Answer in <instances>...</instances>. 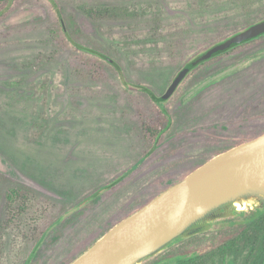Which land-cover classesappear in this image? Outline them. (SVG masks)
<instances>
[{
	"label": "rangeland",
	"instance_id": "1",
	"mask_svg": "<svg viewBox=\"0 0 264 264\" xmlns=\"http://www.w3.org/2000/svg\"><path fill=\"white\" fill-rule=\"evenodd\" d=\"M85 1L90 6L106 5L120 12L136 14L135 18L105 22L106 26L122 25V21L126 25L138 23L156 8L170 16L179 15L197 26L196 14L178 9V0ZM74 14L77 25L89 41L115 58H119L118 55L124 57L123 70L128 80L147 83L157 93H162L180 71L168 66L167 61L156 69H133L126 52L120 51L96 22L75 8ZM44 18V8H25L2 22L0 32H11L20 25ZM12 38L13 44L0 49V240L4 264H14L15 260L25 258L28 240L21 231L33 215L30 211L11 223L3 220V195L8 188L29 186L39 199L44 197L43 202L47 197L78 206L85 200V192L100 189L115 179L122 168L137 163L141 155L139 141L114 100L93 99L68 91L76 83L68 54L56 58V46L49 32L37 29L15 33ZM198 43L193 52L208 42L199 38ZM153 47H148V52L156 51ZM207 49L194 54L191 51L180 62L187 59L188 63ZM60 84L66 89H61ZM263 96L264 37L193 70L170 100L178 121L171 134L166 135L169 140L151 154L139 170L127 177L125 183L91 199L82 209L72 211L70 215H75L72 220L67 214V220L49 232L30 264H66L122 215L189 174L207 155L221 152L247 136L264 132V106L256 117L246 120L243 115L250 104ZM43 114L47 119L44 128L37 124L45 120ZM249 210L252 209L235 210L210 221L202 232L180 236L178 249L202 253L224 242L236 233L226 227L228 222L242 219L239 213ZM170 244L139 264H152L154 260L162 259L163 254L170 255L174 250L169 249ZM206 264L215 263L209 259Z\"/></svg>",
	"mask_w": 264,
	"mask_h": 264
},
{
	"label": "trees",
	"instance_id": "2",
	"mask_svg": "<svg viewBox=\"0 0 264 264\" xmlns=\"http://www.w3.org/2000/svg\"><path fill=\"white\" fill-rule=\"evenodd\" d=\"M263 1L178 0V3H176L178 9L196 14L197 26L194 27L185 18L179 15L170 16L159 8L149 12L142 21L138 20V23L126 25L122 21V25L106 26L105 22H116V20L122 18H135L136 14L120 12L117 11V8L106 5L90 6L85 0H0V24L15 12L25 8L40 6L46 11V18L42 20L20 25L11 32H0V49L14 43L12 35L15 33L24 34L37 29L49 32L56 46L54 49L56 58L68 54L69 66L76 81L75 86L72 89L69 87L68 91L72 90L75 94L93 99L109 98L114 100L121 116L128 121L127 125L135 138L138 139L141 147V155L136 160L137 163L122 168V172L116 175L115 179L110 180L100 189H93L94 191L90 189L85 192V200L79 202L78 206L66 205L62 201H53L47 197L46 201L43 202L44 197L39 199L35 191L29 186L18 185L8 188L3 195L5 205L3 220L11 223L12 220L17 219L24 213L33 211L27 227L21 231L22 236L28 240L25 258L15 260L14 264H30L49 232L59 226L64 219L67 220V214L69 219L72 220L75 216L70 215L72 211L82 209L91 199L122 182L125 183L127 177L132 175L135 170H139L144 161L169 140V135H166L171 134L177 126L178 117L171 110L170 100L180 85L171 95H167L169 87L164 92L157 93L147 83L128 80V76L125 75L123 70L124 57L118 55L119 58H115L110 52L89 41L76 23L74 8L96 22L102 33L119 50L126 52L133 69L141 71L151 68L156 69L167 61L168 66L175 70H181L186 65L187 59H185V62H180V60L186 54L191 51L193 54L199 53L210 45L223 41L253 23L262 20L264 18V9L261 7L264 6ZM123 20L129 21L132 19ZM10 33L11 35H9ZM207 33H210V35ZM263 37L264 34L244 43L233 45L226 51L217 53L213 58L198 64L193 70ZM199 38L207 39L208 43L203 48L193 52L195 50L194 46L199 44ZM150 46H154L153 48H156V51L151 50L148 52ZM60 85L62 86L61 89H66L64 84ZM56 87L60 89L59 86ZM42 90L46 91L47 88L42 87ZM263 106L264 96L245 109L243 113L245 119L249 120L256 117ZM43 116L45 120L37 123L42 128L47 126V119L44 114ZM262 133L253 134L234 142L223 151L254 139ZM221 152L207 155L197 167ZM169 186L162 188L159 193ZM148 202L122 215L91 245L115 224L142 208ZM37 203L39 204L34 211V206ZM242 221L256 225L251 227L248 235L250 239L248 249L241 251L245 255L243 264H264V206L250 210ZM1 242L0 240V264H4L1 262L3 246ZM76 257L70 259L66 264H69ZM184 260L186 261H182L185 263L198 264L196 257H186Z\"/></svg>",
	"mask_w": 264,
	"mask_h": 264
},
{
	"label": "water",
	"instance_id": "3",
	"mask_svg": "<svg viewBox=\"0 0 264 264\" xmlns=\"http://www.w3.org/2000/svg\"><path fill=\"white\" fill-rule=\"evenodd\" d=\"M64 23V21H63ZM264 34V19L190 60L168 88L171 95L200 63ZM264 206V133L225 150L123 218L69 264H139L176 238L242 208Z\"/></svg>",
	"mask_w": 264,
	"mask_h": 264
},
{
	"label": "flooded vegetation",
	"instance_id": "4",
	"mask_svg": "<svg viewBox=\"0 0 264 264\" xmlns=\"http://www.w3.org/2000/svg\"><path fill=\"white\" fill-rule=\"evenodd\" d=\"M249 211L239 213L242 215V219L245 218V215L249 213ZM242 219H233L228 222L226 227L230 230H235L236 233L228 237L224 242L214 245L210 247V249L207 248L208 250L205 252L188 253L178 249L177 246L181 242V239L179 238L171 242L169 249L174 248V250L170 253V255H166L165 253L160 257H163L162 259L159 258L160 260H154L152 264H189L183 262L186 261L184 260L186 257H196L198 264H206L209 259H212L215 264H243V262H245V255L242 254L241 251L248 249L250 245L248 235L250 234L251 227H255L256 225L244 222Z\"/></svg>",
	"mask_w": 264,
	"mask_h": 264
}]
</instances>
